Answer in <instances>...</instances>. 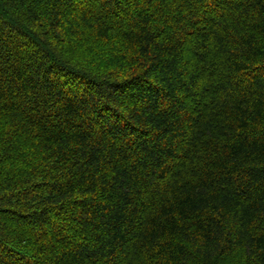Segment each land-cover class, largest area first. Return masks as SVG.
<instances>
[{
    "label": "trees",
    "instance_id": "16d2710c",
    "mask_svg": "<svg viewBox=\"0 0 264 264\" xmlns=\"http://www.w3.org/2000/svg\"><path fill=\"white\" fill-rule=\"evenodd\" d=\"M0 264H264V0H0Z\"/></svg>",
    "mask_w": 264,
    "mask_h": 264
}]
</instances>
